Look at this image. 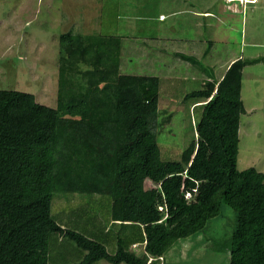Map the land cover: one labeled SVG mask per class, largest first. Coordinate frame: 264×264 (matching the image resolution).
<instances>
[{
  "label": "trees",
  "instance_id": "trees-1",
  "mask_svg": "<svg viewBox=\"0 0 264 264\" xmlns=\"http://www.w3.org/2000/svg\"><path fill=\"white\" fill-rule=\"evenodd\" d=\"M121 42L63 34L55 108L0 90V264H53L72 253L76 264L150 256L155 264L225 205L235 213L230 264H264V173L238 170L244 69L264 57L237 59L220 81L210 73L186 95L190 108L199 104L196 134L171 159L158 141L161 79L120 73ZM57 194L68 204L55 214Z\"/></svg>",
  "mask_w": 264,
  "mask_h": 264
},
{
  "label": "rangeland",
  "instance_id": "rangeland-1",
  "mask_svg": "<svg viewBox=\"0 0 264 264\" xmlns=\"http://www.w3.org/2000/svg\"><path fill=\"white\" fill-rule=\"evenodd\" d=\"M251 1L0 0V90L31 93L39 103L55 108L61 36H118L122 40L120 73L161 79L159 108L164 114L158 141L166 158L178 159L194 138L199 119L200 108L195 109L199 104L190 108L193 101L184 100L186 95L198 90L210 73L221 78L236 57H264V0L248 5ZM206 8L213 9L217 19L194 15ZM204 21L214 26L203 27ZM177 54L195 57L199 63L194 65ZM242 98L246 114L240 125L238 170L256 168L264 173V61L245 67ZM61 198L57 194L53 201L55 214L64 207ZM95 208L102 219L107 211L101 204ZM234 223L235 213L223 206L204 232L178 240L155 264H230L224 246ZM144 246L136 244L131 249L143 255ZM66 257L53 264L79 262L74 253ZM152 262L147 257V264Z\"/></svg>",
  "mask_w": 264,
  "mask_h": 264
},
{
  "label": "crops",
  "instance_id": "crops-1",
  "mask_svg": "<svg viewBox=\"0 0 264 264\" xmlns=\"http://www.w3.org/2000/svg\"><path fill=\"white\" fill-rule=\"evenodd\" d=\"M258 2H259V0H253V1L249 2L248 5H256ZM212 10H213V9H210V8L207 9V8H206L205 10H202L201 12H195L194 15L197 16V17H201V18H203L204 20H207V19H209V18H215V19H217V18L215 17L216 14H214V13L212 12ZM178 13L181 14V11H179ZM237 13H240V12L237 11ZM164 17H165L164 14H160V19H161V20L164 19ZM203 23H204V24H203V27H208V25H211V24H212V26H214L213 22H212V23H208L207 21H204ZM251 45L255 47V45H254L253 43H252ZM209 46H210V47H209L210 49L213 48V47H212L213 45H212L211 43L209 44ZM240 58H241V57H236V58H234V59L232 60V62L230 63V65H231L234 61H236L237 59H240ZM253 59H256V58H253ZM230 65H229V66H230ZM228 68H229V67H228ZM228 68H227V69H228ZM226 71H227V70H226ZM226 71H225V73H226ZM225 73H224V75H225ZM214 75H215V73H214ZM224 75H222L221 78H217L216 75H215V77H216V79H217L218 81H220V80L223 78ZM206 78H209V77L206 76Z\"/></svg>",
  "mask_w": 264,
  "mask_h": 264
},
{
  "label": "built area",
  "instance_id": "built-area-1",
  "mask_svg": "<svg viewBox=\"0 0 264 264\" xmlns=\"http://www.w3.org/2000/svg\"><path fill=\"white\" fill-rule=\"evenodd\" d=\"M238 1H240V2H244V1L247 2V1H250V0H238Z\"/></svg>",
  "mask_w": 264,
  "mask_h": 264
}]
</instances>
